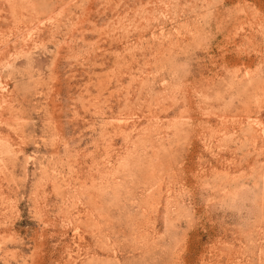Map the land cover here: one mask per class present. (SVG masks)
<instances>
[{
	"label": "rangeland",
	"instance_id": "rangeland-1",
	"mask_svg": "<svg viewBox=\"0 0 264 264\" xmlns=\"http://www.w3.org/2000/svg\"><path fill=\"white\" fill-rule=\"evenodd\" d=\"M0 264H264V0H0Z\"/></svg>",
	"mask_w": 264,
	"mask_h": 264
}]
</instances>
